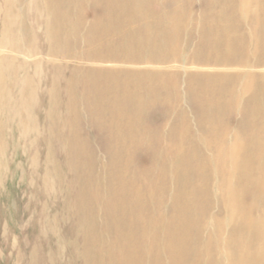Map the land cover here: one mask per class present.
Segmentation results:
<instances>
[{"label": "rangeland", "instance_id": "obj_1", "mask_svg": "<svg viewBox=\"0 0 264 264\" xmlns=\"http://www.w3.org/2000/svg\"><path fill=\"white\" fill-rule=\"evenodd\" d=\"M257 1L0 0V264H264Z\"/></svg>", "mask_w": 264, "mask_h": 264}, {"label": "bare ground", "instance_id": "obj_2", "mask_svg": "<svg viewBox=\"0 0 264 264\" xmlns=\"http://www.w3.org/2000/svg\"><path fill=\"white\" fill-rule=\"evenodd\" d=\"M118 1V0H117ZM177 1V0H176ZM240 1V0H239ZM254 1V0H253ZM259 1V0H258ZM257 1V2H258ZM264 1V0H263ZM228 2V1H227ZM238 2V1H237ZM234 4H235V2H233ZM241 3V2H240ZM239 3V4H240ZM141 4V3H140ZM238 4V5H239ZM254 4V3H253ZM256 5H257V3H256ZM256 5H254V6H256ZM261 6H263L264 7V3H263V5H262V3L260 4ZM106 6L108 7V8H106L105 10H109V11H111V9L114 7V5L112 4V0H107V2H106ZM233 6V5H232ZM259 7V9H260V6H258ZM228 8V7H227ZM237 8V7H236ZM123 9V8H122ZM225 9V8H224ZM242 9V8H241ZM254 9V8H253ZM117 10V9H116ZM257 10V9H256ZM254 11V10H253ZM263 12V11H262ZM255 13V12H254ZM262 15V14H261ZM219 17H220V15H219ZM245 17V16H244ZM240 18V17H239ZM238 18V19H239ZM245 19V18H244ZM252 19V18H251ZM253 19H254V17H253ZM240 20V19H239ZM259 20V19H258ZM246 21V20H245ZM264 21V20H263ZM262 21V22H263ZM252 22V21H251ZM250 23V22H249ZM254 23V22H253ZM221 24V23H220ZM220 24H218V25H220ZM226 24V23H225ZM259 24V23H258ZM263 24V23H262ZM250 25V24H249ZM254 26H255V24H253ZM252 26V25H251ZM227 27V26H226ZM244 27V26H243ZM258 27V26H257ZM261 28H262V26H261ZM110 29H111V27H109L108 26V28H107V30L105 31V34L107 33V35H109L110 33H111V31H110ZM224 30V29H223ZM216 31V30H215ZM254 31V30H253ZM258 31V30H257ZM249 32V31H248ZM263 32H264V30H263ZM176 33V32H175ZM245 33V32H244ZM247 33V32H246ZM104 34V35H105ZM248 35V34H247ZM106 36V35H105ZM251 37V36H250ZM252 38V37H251ZM242 39V38H241ZM254 39V38H253ZM125 40V39H124ZM125 42L127 43V45H129L130 47H134V46H139V44H141L140 43V41L138 40V35H136V34H131V35H129L128 37H127V40H125ZM250 43V42H249ZM248 43V44H249ZM260 43V42H259ZM251 44V43H250ZM217 46V45H216ZM229 46H231V45H229ZM253 46V45H252ZM263 46V45H262ZM228 48V47H227ZM253 48V47H252ZM231 50V49H230ZM234 50V49H233ZM225 51V50H224ZM153 52V51H152ZM247 52H248V50H247ZM151 57V56H150ZM113 58V57H112ZM116 60V59H118V57H115V58H113V59H111V61H113V60ZM143 59H145L144 57H143ZM257 59V58H256ZM129 62H134V61H142V58H140V57H128V59H127ZM104 61H108V60H104ZM149 61L150 62H155V61H159V59H156V60H153V59H149ZM147 62V61H146ZM162 62H167V61H162ZM245 62L246 61H244V64H245ZM149 63V62H148ZM147 64V63H146ZM157 64V63H156ZM213 64V63H212ZM255 64V63H254ZM153 65V64H152ZM243 65V64H242ZM247 65V64H246ZM245 65V66H246ZM256 65V64H255ZM223 66H225V65H223ZM146 67V66H145ZM153 67H155V66H153ZM174 67V66H173ZM184 67V66H183ZM232 67H235V66H232ZM249 67V66H248ZM137 68V67H136ZM147 68V67H146ZM238 68H239V66H238ZM257 68H259V67H257ZM167 69V68H166ZM221 69V68H220ZM217 70V69H216ZM222 70V69H221ZM239 71V70H238ZM242 71V70H241ZM247 71V70H246ZM146 72V71H145ZM252 72V71H251ZM150 73V72H149ZM244 73V72H243ZM255 73H256V71H255ZM262 73V72H261ZM264 73V72H263ZM262 73V74H263ZM145 74H147V73H145ZM241 74H242V72H241ZM248 74V73H247ZM253 74V73H252ZM150 75V74H149ZM237 76V75H236ZM242 76H244V75H242ZM250 76V75H249ZM255 76V75H254ZM258 76H259V74H258ZM150 77V76H149ZM218 77V76H217ZM245 77H246V75H245ZM251 77V76H250ZM263 77V76H262ZM241 78H243V77H241ZM259 78V77H258ZM240 79V78H239ZM253 79V78H252ZM149 80H150V78H149ZM238 80V79H237ZM236 80V81H237ZM247 80H249V79H247ZM254 80V79H253ZM215 81V80H214ZM252 81V80H251ZM258 81H259V79H258ZM208 82V81H207ZM223 82V81H222ZM238 83H240V82H238ZM238 83H236V84H238ZM222 86V85H221ZM227 86V85H226ZM240 86H241V84H240ZM232 87V86H231ZM206 88V87H205ZM235 88V87H234ZM240 88V87H239ZM259 88V87H258ZM236 89V88H235ZM238 89V88H237ZM148 90V89H147ZM209 90V89H208ZM225 91V90H224ZM228 91V90H227ZM237 91V90H236ZM209 92V91H208ZM235 92V91H234ZM241 92V91H240ZM210 93H211V91H210ZM214 93V92H213ZM222 93V92H221ZM238 94H239V92H237ZM236 92L234 93V94H237ZM253 93V92H252ZM252 93L250 92V94H251V96H252ZM257 93V92H256ZM261 93H263L262 91H261ZM237 94V95H238ZM259 94V93H258ZM145 95V94H144ZM225 95V94H224ZM146 96V95H145ZM144 96V97H145ZM148 96V95H147ZM236 96V95H235ZM212 97H213V95H212ZM242 97V96H241ZM259 97V96H258ZM222 98V97H221ZM232 98H233V96H232ZM138 99V98H137ZM140 99V98H139ZM150 99V98H149ZM212 99V98H211ZM238 99H239V97H238ZM141 100H142V98H141ZM145 100V99H144ZM226 100V99H225ZM233 100V99H232ZM264 100V99H263ZM132 101V100H131ZM138 101V100H137ZM134 102V101H133ZM136 102V101H135ZM145 102V101H144ZM147 102V101H146ZM253 102H254V100H253ZM252 102V103H253ZM140 103V102H139ZM144 104V103H143ZM262 104V103H261ZM241 106V105H240ZM256 106V105H255ZM263 106H264V104H263ZM262 106V107H263ZM240 108V107H239ZM254 108V112H255V107H253ZM212 110V109H211ZM237 110V109H236ZM249 110V109H248ZM258 110V109H257ZM246 111V110H245ZM261 111H262V109H261ZM253 113V112H252ZM251 113V114H252ZM255 115V114H254ZM256 116V115H255ZM259 116V115H258ZM253 118V117H252ZM251 119V118H250ZM255 119V118H254ZM259 128H262V127H259ZM263 129V128H262ZM251 131V130H250ZM258 131V130H257ZM263 131V130H262ZM263 133V132H262ZM261 137H262V135H261ZM203 148V147H202ZM251 148H252V146H251ZM204 150V149H203ZM199 154H201L200 152H199ZM207 154V153H206ZM240 156V155H239ZM238 156V157H239ZM242 156V155H241ZM193 157V156H192ZM244 157V156H243ZM242 157V158H243ZM208 158V157H207ZM240 158V157H239ZM198 161V160H197ZM240 161V160H239ZM245 161H247V160H245ZM260 161V160H259ZM210 162V161H209ZM241 162H242V160H241ZM240 162V163H241ZM244 162V161H243ZM259 163V162H258ZM242 164V163H241ZM237 165V164H236ZM243 165V164H242ZM241 165V166H242ZM248 165V164H247ZM247 165H245V163H244V166L246 167ZM232 166V165H231ZM238 166V165H237ZM237 166H236V168H237ZM254 167V166H253ZM242 168L240 167V170H241ZM243 169H245V168H243ZM242 169V170H243ZM251 169V168H250ZM238 170H239V168H238ZM244 172V171H243ZM247 173V172H246ZM202 176V175H201ZM212 176V175H211ZM238 176V175H237ZM236 177V176H235ZM234 178V177H233ZM239 178V177H238ZM239 180V179H238ZM215 181V180H214ZM240 182V181H239ZM234 183V182H233ZM212 185V184H211ZM212 187V186H211ZM203 189V188H202ZM212 189H213V187H212ZM190 190V189H189ZM211 190V189H210ZM242 190V189H241ZM237 191V190H236ZM240 191V190H239ZM238 192V191H237ZM211 193H213V191L211 192ZM237 194V193H236ZM240 194V193H239ZM239 194L238 195H236V196H238L239 198L238 199H240V196H239ZM241 195V194H240ZM242 196V195H241ZM257 196H258V194H257ZM255 197H256V195H255ZM256 201H257V199H255ZM255 201V202H256ZM254 202V203H255ZM253 203V204H254ZM259 205V204H258ZM264 206V205H263ZM255 207V206H254ZM257 207V206H256ZM259 207V206H258ZM252 210V209H251ZM255 211H257V210H255ZM171 248V247H170ZM175 248H176V246H175ZM256 256V255H255ZM258 257V256H257ZM259 259V258H258ZM258 259H256V260H258ZM254 261H255V259H254ZM253 260H252V262H254ZM259 261V260H258ZM258 261H255V262H258ZM252 262H251V264H252ZM254 262V263H255ZM199 263V262H198ZM259 263V262H258ZM257 263V264H258Z\"/></svg>", "mask_w": 264, "mask_h": 264}]
</instances>
